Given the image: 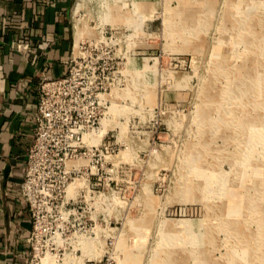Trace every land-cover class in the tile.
<instances>
[{
    "label": "rangeland",
    "instance_id": "1",
    "mask_svg": "<svg viewBox=\"0 0 264 264\" xmlns=\"http://www.w3.org/2000/svg\"><path fill=\"white\" fill-rule=\"evenodd\" d=\"M70 17L106 58L109 148L30 264H264V0H74Z\"/></svg>",
    "mask_w": 264,
    "mask_h": 264
},
{
    "label": "crops",
    "instance_id": "2",
    "mask_svg": "<svg viewBox=\"0 0 264 264\" xmlns=\"http://www.w3.org/2000/svg\"><path fill=\"white\" fill-rule=\"evenodd\" d=\"M74 0H0V264H30L32 218L20 195L38 87L73 53Z\"/></svg>",
    "mask_w": 264,
    "mask_h": 264
},
{
    "label": "built area",
    "instance_id": "3",
    "mask_svg": "<svg viewBox=\"0 0 264 264\" xmlns=\"http://www.w3.org/2000/svg\"><path fill=\"white\" fill-rule=\"evenodd\" d=\"M89 47L90 44L85 47L82 42L80 54L70 56L65 73L59 78L42 79L38 87L35 136L27 153L24 179L20 185V195L32 218L33 230L29 238L32 249L37 230L46 225V219L52 218L57 203L65 209L78 202L75 200L78 194L74 198L67 197L68 186L80 174L88 176L90 182L98 174L97 159L100 161V157L105 158L108 154L106 134L98 145L84 138L100 127L107 109V102L101 96L110 87L105 61L100 63L105 57L95 58ZM76 161L86 164L68 166ZM60 212L62 220L65 214H72ZM43 220L45 224L40 226L39 221ZM87 264H108V260Z\"/></svg>",
    "mask_w": 264,
    "mask_h": 264
},
{
    "label": "bare ground",
    "instance_id": "4",
    "mask_svg": "<svg viewBox=\"0 0 264 264\" xmlns=\"http://www.w3.org/2000/svg\"><path fill=\"white\" fill-rule=\"evenodd\" d=\"M79 39H80V33L77 31L76 36H75L74 45H73V53H72L74 56H77L80 54L79 46L82 42L81 41L78 42ZM101 98L103 100H107V98H108L107 94L101 96ZM108 111H109V108H108ZM107 114H108V112H107ZM106 119H107V116L101 120L100 127L97 130H95L93 133L86 135L84 137L89 143L94 144V145H98L100 140L102 139V137L107 133V127L108 126L106 128H104L105 131L101 130L103 127L102 124L104 123V121H106ZM85 164H86V162H84V161H76V162H70L68 164V166L71 165V166L80 167V166H85ZM77 181L78 180H75L73 183H71L68 186L67 197L74 198L75 195L77 196V194H78L77 189L82 188L85 185L84 182H79V181L77 182ZM256 205H258V204H256ZM256 209H258V210H256ZM254 210H255V214L257 215V217L260 221L259 223L261 224V226L264 225V209L261 208V206H256Z\"/></svg>",
    "mask_w": 264,
    "mask_h": 264
}]
</instances>
